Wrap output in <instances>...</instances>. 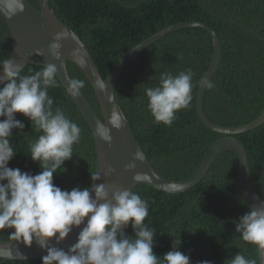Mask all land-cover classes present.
Here are the masks:
<instances>
[{
	"label": "trees",
	"instance_id": "1",
	"mask_svg": "<svg viewBox=\"0 0 264 264\" xmlns=\"http://www.w3.org/2000/svg\"><path fill=\"white\" fill-rule=\"evenodd\" d=\"M36 8V0H27ZM53 14L68 26L86 46L103 79L127 51L162 29L177 23L196 21L210 27L219 40L220 63L206 88L203 112L213 123L236 127L256 119L264 111V0H49ZM212 53L210 36L201 29L187 28L167 34L139 53L121 72L115 97L131 130L151 166L163 177L180 181L192 175L208 147L222 135L206 128L195 109L199 81L207 70ZM11 54V37L0 16V59ZM28 65L21 75L42 69ZM69 78L81 79V94L101 118L93 90L73 63L66 61ZM191 69L194 73L190 107L178 113L171 127L158 125L151 117L145 94L159 84L160 75ZM151 78V79H150ZM4 85L0 86L3 87ZM53 107H62L80 128L81 140L73 157L54 174L61 190L88 187L94 172L95 151L90 131L72 99L58 81L49 90ZM16 119L23 132L14 129L10 145L16 155L9 168L38 174V162L30 158L29 145L41 134L21 114ZM245 149L253 188L264 200V124L235 135ZM6 183V181H5ZM137 192L149 204L145 223L155 230L153 251L162 257L180 239L178 249L191 264H230L238 252L260 264L257 250L240 239L233 221L249 209L238 183V159L231 152L216 157L206 176L188 191L170 195L144 184ZM9 231L0 230V241H13ZM126 234L134 236L131 226ZM68 250V249H67ZM66 250V251H67ZM0 264H42V259L9 261Z\"/></svg>",
	"mask_w": 264,
	"mask_h": 264
},
{
	"label": "clouds",
	"instance_id": "2",
	"mask_svg": "<svg viewBox=\"0 0 264 264\" xmlns=\"http://www.w3.org/2000/svg\"><path fill=\"white\" fill-rule=\"evenodd\" d=\"M0 6L11 19L24 12L25 0H0ZM67 36L63 31L57 33L48 46L49 53L57 61L61 59L60 41ZM77 53L78 49L73 56ZM0 72V85H4L0 87V230H11L10 238L25 246H31L35 241L47 252L42 257V264H191L190 257L178 250L180 239L174 240L171 250L162 259L154 253L155 230L145 223L149 204L137 192L113 187L109 199L110 189L103 183H96L101 179L96 172L90 174L93 182L90 188L75 187L68 191L54 184V174L72 159L82 132L62 107H53L49 90L58 86L56 65L45 63L41 70L21 75V65L8 56L0 59ZM194 76L191 69L176 75L164 72L157 86L145 89L148 111L158 125L171 127L178 113L190 107ZM67 79L66 94L79 97L85 82ZM197 84L202 88L214 87L203 77ZM97 86L105 88V83L97 81ZM18 113L29 119L41 133L29 145L28 156L38 162L41 169L35 175L8 167L16 155L10 145L13 130L22 133L25 127L16 119ZM107 125L98 122L95 134L111 145V131L123 128L124 117L113 110ZM140 159V153H135L134 160ZM134 168V163L126 166V170ZM113 171L109 167L105 175H111ZM141 178L140 174L134 176L136 181ZM233 223L240 239L264 254V200L260 201L258 209L250 208ZM129 226L134 236L126 234ZM74 228L80 231L73 246L67 251L55 246L65 241ZM200 264L210 262L205 260ZM230 264L257 262L238 252Z\"/></svg>",
	"mask_w": 264,
	"mask_h": 264
},
{
	"label": "water",
	"instance_id": "3",
	"mask_svg": "<svg viewBox=\"0 0 264 264\" xmlns=\"http://www.w3.org/2000/svg\"><path fill=\"white\" fill-rule=\"evenodd\" d=\"M36 1L39 8H36L29 1L25 0L24 12L18 13L11 19L3 13L2 6H0V16L5 21L11 37L10 56L15 63L21 65V69L25 68L27 65H39L34 61L35 57H38L42 61V66H44L45 63L55 64L57 67L58 81L65 91L68 87L67 78H69L66 61L73 63L80 70L93 90L99 106L101 118L92 109L91 105L82 94L76 98L69 96L90 131L95 151V167L93 174L96 172L101 176V179L96 182L97 184L103 183L109 187V199L111 198V189L113 187L132 191L138 184H144L170 195L184 193L196 186L206 176L208 169L217 156L225 152H231L235 154L238 159V183L244 203L248 209L259 208L261 198L257 195L251 182L245 149L235 138V135L256 129L264 124V111L253 121L240 126L227 127L215 124L211 122L203 112V97L206 88L199 86L195 98L196 115L206 128L222 135V137L208 147L191 176L184 180L174 181L163 177L151 166L115 97L116 84L123 69L144 49L167 34L181 29L197 28L203 30L210 36L212 53L207 70L203 75V78L210 81L219 66L221 56L219 40L210 27L196 21H187L170 25L123 54L116 61L106 78L103 79L84 43L77 34L53 14L48 5L49 0ZM61 31L66 32L68 36L66 39L60 41L62 45L61 59L57 61L49 53L48 46L53 42V37ZM77 49V55L73 56V52ZM0 75H2V72H0ZM97 81L105 83V88L98 87ZM113 110L122 114L124 117V126L120 130L112 129L111 135L113 139L111 145H108L95 134V129L98 122H104L107 125L108 118ZM107 126L110 127V125ZM135 153H140V160H134ZM131 163L135 164V168L126 170V166ZM109 167L114 169V171L111 175L106 176L105 172ZM137 174H140L142 177L139 181L134 179V176ZM92 183L90 179L89 188ZM83 226L84 225H82L81 228ZM79 231L80 229L74 228L65 241L55 246L66 251L77 242ZM52 243L55 244L54 239ZM46 255L47 252L42 250L35 241H33L31 246H25L23 242L16 240L0 241V259L27 261L42 259V257ZM258 258L261 264V262L264 261V254L258 253Z\"/></svg>",
	"mask_w": 264,
	"mask_h": 264
}]
</instances>
